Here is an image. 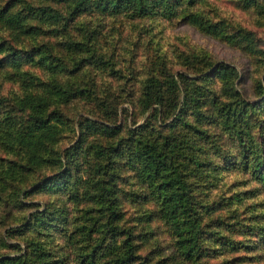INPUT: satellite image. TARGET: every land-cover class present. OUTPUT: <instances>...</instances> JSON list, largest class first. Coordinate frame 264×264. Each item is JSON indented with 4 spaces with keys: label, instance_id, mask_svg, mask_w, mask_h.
I'll use <instances>...</instances> for the list:
<instances>
[{
    "label": "rangeland",
    "instance_id": "1",
    "mask_svg": "<svg viewBox=\"0 0 264 264\" xmlns=\"http://www.w3.org/2000/svg\"><path fill=\"white\" fill-rule=\"evenodd\" d=\"M97 1L0 24V264H113L122 226L141 264H264V0ZM24 2L73 6L0 8ZM26 94L51 96L35 149L11 141ZM179 188L191 255L164 213Z\"/></svg>",
    "mask_w": 264,
    "mask_h": 264
},
{
    "label": "trees",
    "instance_id": "2",
    "mask_svg": "<svg viewBox=\"0 0 264 264\" xmlns=\"http://www.w3.org/2000/svg\"><path fill=\"white\" fill-rule=\"evenodd\" d=\"M73 2L72 9L65 15L62 10L52 7L48 4H32L31 2H24L22 7L16 11L9 12L5 8H0V24L10 28H22L23 24L30 19V16L37 14L43 20H48L50 22L61 21L63 19H69L74 14H77L83 10L86 6L87 0H71ZM122 0H98L96 3L101 8H107L110 5H115ZM140 5L143 0H136ZM174 85H179L177 81L172 78ZM177 84H176V83ZM161 81L153 76L146 80L145 91L148 96H152L155 100L160 97L159 94H154L155 89H159L161 86ZM157 96V97H156ZM48 94L33 95L26 94L25 100L27 105L31 107L32 116L34 117L33 124L24 127V130L18 134H14L13 141L25 142L29 145V149H35L44 140L49 139L55 135V125L51 122L52 116L48 109L50 98ZM109 130V127H107ZM144 154H150L148 150L143 151ZM156 154H160L157 152ZM33 161H37L35 157L32 158ZM158 160V159H157ZM161 187H165L166 181ZM184 191L186 188H179L177 191V198L173 197V192L163 193V204L164 213L166 217L171 220V225L176 232L178 241L181 246L185 245V253L191 255V251L194 250L196 245V240H194V227L191 226V219L189 214L179 213V206L183 209V198ZM180 202H177V199ZM122 234V250L113 258V264H138L143 263L142 256L137 248V238L135 233L131 230V226H122L120 228ZM45 251H41L40 257ZM11 264V263H6ZM15 264H19L16 262Z\"/></svg>",
    "mask_w": 264,
    "mask_h": 264
}]
</instances>
